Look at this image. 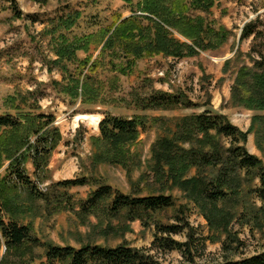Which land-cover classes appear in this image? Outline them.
<instances>
[{
    "label": "trees",
    "instance_id": "trees-1",
    "mask_svg": "<svg viewBox=\"0 0 264 264\" xmlns=\"http://www.w3.org/2000/svg\"><path fill=\"white\" fill-rule=\"evenodd\" d=\"M35 1L47 4L50 0ZM123 1L129 7V16L116 12L111 23L98 24V31L88 34H70L83 17L82 11H72L52 22L48 34L52 37L56 58L50 64L51 68H59L63 75V81L55 80L53 85L72 102L107 103L105 82L100 79L102 71L127 76L140 59L155 55L175 59L195 57L202 51L221 48L233 35L232 30L224 26L216 28L203 15L210 14L220 0ZM251 37L254 45L247 54L249 62H244L237 70L232 100L247 109L264 112V28L260 29L259 21L249 22L242 28L241 40ZM80 52L85 57L81 58ZM111 86L112 90H117L118 80L115 79ZM186 100L182 92L161 90H155L145 99L134 96L136 106L143 110L188 106ZM8 102L19 113L0 114V170L7 164L5 174L0 173V251L2 240L6 247L5 253L0 255V264H13L12 257L23 261L39 243L31 235V226L17 220V213L22 209L16 205L19 201L9 193L25 189L33 199H47V194L26 174V165L32 161L37 177L42 181L49 178L52 154L62 140L53 115L23 110L22 104L29 103L28 97L12 96ZM253 120L257 143L264 149V115H255ZM167 122L159 117L124 118L106 113L99 122V135L92 137V168L103 164L120 166L131 176L142 165L140 155L132 149L141 133L148 126L163 125L167 132L153 144L148 165V175L154 178L155 186L148 183V178L140 179L144 181V189H137L136 195L124 194L95 175L58 185L100 184L81 203L80 215L84 218L96 216L99 221L94 227L106 225L107 234L118 229L123 230L122 233L129 231L128 224L136 220L144 227L154 226L157 232L152 249L180 252L185 259L180 264H264V251L239 260L228 256L235 248L233 243L237 242L230 235L224 244L223 259L208 260L206 241L203 237H195L193 228L175 208L173 195L166 194L169 187L182 189L204 209L203 214L214 229L227 228L239 215L264 223V164L247 150L248 133L232 124L226 115L210 110L177 118L172 125ZM223 138L229 140V146L222 144ZM257 181L260 185H255ZM142 190L148 193L137 196ZM252 193L261 201V206L250 204ZM174 208L179 223L164 224L160 215ZM5 214L11 217L8 222L3 218ZM186 230L187 241L173 238ZM45 257L47 261L43 264H162L150 251L126 242L115 247L88 243L79 249L48 243ZM198 258L201 261L198 262ZM22 264L29 263L23 261Z\"/></svg>",
    "mask_w": 264,
    "mask_h": 264
},
{
    "label": "rangeland",
    "instance_id": "rangeland-1",
    "mask_svg": "<svg viewBox=\"0 0 264 264\" xmlns=\"http://www.w3.org/2000/svg\"><path fill=\"white\" fill-rule=\"evenodd\" d=\"M76 10L82 11L83 17L71 35L98 31V24L111 23L116 12L130 15L129 7L123 0H50L47 4L35 0H0V114H18L8 99L12 96H25L29 103L22 104L23 110L53 115L54 125L62 134V140L54 150L48 167L49 178L43 181L38 178L32 161L26 165V174L48 198L33 199L25 189L9 193L19 201L16 205L22 209L17 213V220L20 224L30 225L32 237L39 240L32 247L33 252L23 261L29 264L45 263L48 243L79 249L88 243L115 247L126 242L132 247L150 251L162 264H180L185 261L180 252L152 249L157 232L154 226L144 227L136 220L128 224L131 227L129 231L122 233L123 230L118 229L107 234L104 231L106 225L94 227L99 221L96 216L84 218L80 215L81 203L100 184L90 182L87 185L65 187L58 183L95 175L124 194H134L137 189H144V181L140 179L148 178V183L155 186L154 178L148 175V165L153 144L160 135L167 132L163 125L152 124L141 133L138 143L132 149L140 155L142 165L131 176L120 166L103 164L96 169L92 168V137L99 135V122L106 113L124 118L136 115H145L150 119L159 117L168 120L171 125L177 118L200 114L206 110L223 114L241 131L248 133L245 143L247 150L258 156L264 164V149L257 143L253 120L255 115H264V112L247 109L232 100L237 70L244 62H249L247 54L254 45L253 37L241 40L242 28L252 21H259L260 29L264 28V0H220L210 14H203L216 28L224 26L233 31L229 41L217 50L202 51L200 55L183 59L163 55L140 59L133 72L127 76L102 71L100 79L105 82L106 104L72 102L53 85L55 80L63 81V75L59 68H51L50 61L56 58V54L48 31L54 20ZM79 55L85 57L83 52ZM115 79L118 80V89L112 90L111 83ZM155 90L182 92L189 105L168 110H143L136 106L134 96L145 99ZM78 116L87 117L78 119ZM221 142L225 146L230 144L226 138ZM6 165L0 170L1 175L5 174ZM255 183L260 185L259 181ZM147 193L142 190L137 196ZM166 194L173 195L175 208L193 228L195 237H203L206 241L205 256L208 260L223 259L226 254L224 244L229 235L237 240L233 243L234 250L227 254L233 256V259L239 260L264 251V223L239 215L227 228L214 229L204 216V209L196 205L182 189L169 187ZM250 204L261 206L255 193L250 195ZM175 208L162 213L159 219L164 224H178ZM3 218L8 222L11 217L5 214ZM113 223L117 226L119 224L118 221ZM187 231L173 238L185 242L188 240ZM232 239L228 241L233 242ZM5 250L2 240L0 255ZM198 259V262L201 261V258ZM11 260L13 264L23 263L16 261V257Z\"/></svg>",
    "mask_w": 264,
    "mask_h": 264
},
{
    "label": "bare ground",
    "instance_id": "bare-ground-1",
    "mask_svg": "<svg viewBox=\"0 0 264 264\" xmlns=\"http://www.w3.org/2000/svg\"><path fill=\"white\" fill-rule=\"evenodd\" d=\"M82 117L86 118L87 116H78V119H79V118H82ZM97 123H98V122H97Z\"/></svg>",
    "mask_w": 264,
    "mask_h": 264
}]
</instances>
